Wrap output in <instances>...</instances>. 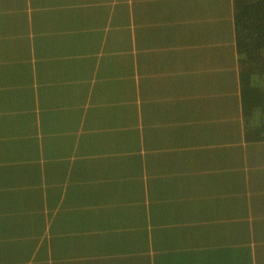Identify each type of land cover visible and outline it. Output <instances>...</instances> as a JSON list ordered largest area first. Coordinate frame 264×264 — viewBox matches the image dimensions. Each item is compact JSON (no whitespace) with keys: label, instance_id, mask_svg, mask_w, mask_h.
<instances>
[{"label":"crops","instance_id":"obj_1","mask_svg":"<svg viewBox=\"0 0 264 264\" xmlns=\"http://www.w3.org/2000/svg\"><path fill=\"white\" fill-rule=\"evenodd\" d=\"M211 2L0 0V264H154L252 228L264 264V142L243 139ZM20 76L59 92L35 130Z\"/></svg>","mask_w":264,"mask_h":264},{"label":"trees","instance_id":"obj_2","mask_svg":"<svg viewBox=\"0 0 264 264\" xmlns=\"http://www.w3.org/2000/svg\"><path fill=\"white\" fill-rule=\"evenodd\" d=\"M225 4H219L218 0H212L211 4L214 5L213 12L210 11L207 18H213V24L215 27L212 28L217 34L215 40L226 42V47L230 50L231 56L227 59L230 61V71L233 74L231 78L232 90L235 93V101L240 110L241 124L243 139L250 145L263 143L264 142V0H225ZM210 8H213L210 6ZM226 9V10H225ZM225 12L230 14L225 23L219 19H215V14L220 15ZM229 11V12H227ZM206 16H202L205 19ZM230 21V23H228ZM228 23V24H227ZM194 39L199 37V33L195 31ZM205 32V31H204ZM202 34V33H201ZM25 41V42H24ZM23 42V43H22ZM19 51H23L27 48L28 42L24 39L20 42ZM34 47L42 48L38 45V40L33 43ZM27 50V49H26ZM24 52V51H23ZM141 59V58H140ZM226 57L221 52L215 53V61H223ZM64 61V60H62ZM18 68V67H16ZM21 68V67H19ZM19 78V77H18ZM22 79L24 80L22 83ZM21 88L19 90V105L20 109L23 110V124L22 127L29 128L33 126V130L40 127L38 118L44 120V114H47L49 110L54 108L57 103V97L59 92L55 87L51 85L42 84L39 87L38 94L35 93L33 87L29 86L25 79L20 76ZM46 93H42L44 88ZM47 110V113H45ZM3 129V127H2ZM92 132V131H91ZM92 140L93 136H89ZM41 140V139H39ZM36 141V140H35ZM87 145V144H85ZM23 143H20L19 150L15 153L16 158L20 159L18 155H21L25 151H21ZM27 146V145H26ZM35 146V145H34ZM4 144L0 150L4 149ZM27 153L32 155L34 149L27 148ZM20 151V153H18ZM9 152V151H8ZM6 152L5 155L9 156ZM13 155V154H11ZM23 157L20 159L21 167L26 169L30 167L29 158ZM12 157V156H11ZM24 172V170H23ZM31 182V181H29ZM254 183H250V188L253 189ZM243 200V199H242ZM253 204V201L246 198V201L242 203L243 209H240L237 213L240 218H246L253 226L256 221L254 220L253 208L252 212L248 210V206ZM238 207V206H237ZM42 209V208H41ZM39 209V213L44 215ZM239 209V207H238ZM252 213V217L242 211L244 210ZM78 223L71 228H78ZM234 229V228H232ZM236 230V229H234ZM254 228L248 229V236L254 238ZM253 238L251 242L246 244L245 247H236L231 245L225 247L224 250H207L206 252L188 254H180L178 256L166 257L162 260L157 258L154 260V264H260L259 257H255V247L253 244ZM237 236H231L230 240H236ZM76 240V239H75ZM73 241V239H70ZM148 264V263H146Z\"/></svg>","mask_w":264,"mask_h":264},{"label":"rangeland","instance_id":"obj_3","mask_svg":"<svg viewBox=\"0 0 264 264\" xmlns=\"http://www.w3.org/2000/svg\"><path fill=\"white\" fill-rule=\"evenodd\" d=\"M57 3V1H55V4ZM222 62H215V66L218 68L219 65H221ZM220 120L223 122V119L220 118ZM232 168H235V165H232ZM236 177H238L240 175V173H235ZM251 232V231H250Z\"/></svg>","mask_w":264,"mask_h":264}]
</instances>
